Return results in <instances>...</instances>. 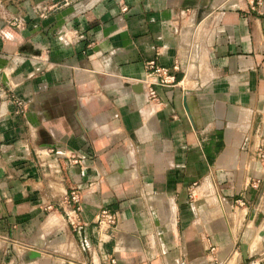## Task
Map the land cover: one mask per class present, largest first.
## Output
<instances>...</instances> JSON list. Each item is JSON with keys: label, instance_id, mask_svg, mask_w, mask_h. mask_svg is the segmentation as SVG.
Segmentation results:
<instances>
[{"label": "crops", "instance_id": "0c3cea01", "mask_svg": "<svg viewBox=\"0 0 264 264\" xmlns=\"http://www.w3.org/2000/svg\"><path fill=\"white\" fill-rule=\"evenodd\" d=\"M87 1L0 0V264H259L264 0Z\"/></svg>", "mask_w": 264, "mask_h": 264}, {"label": "built area", "instance_id": "2783aa9c", "mask_svg": "<svg viewBox=\"0 0 264 264\" xmlns=\"http://www.w3.org/2000/svg\"><path fill=\"white\" fill-rule=\"evenodd\" d=\"M81 0H63V4H73L75 2H79ZM98 0H89L83 6L84 8L89 7V3L97 2ZM54 5H43L37 6L39 15L44 17L51 10ZM127 6L125 4L121 5V10L125 11ZM4 20L6 25L20 29L24 25V20L22 17L18 15L4 16ZM146 72L143 79H141V85L143 89L145 105L147 107L152 106L157 102L158 94H157V86L172 84L175 82V72H179L181 70L179 64L175 63L171 67L168 66H160L157 65L153 60L146 62L145 64ZM10 101L15 102L18 106V112L23 111V104L20 99L9 97ZM258 158L261 161V164L264 166V144L260 148L258 152ZM71 197L74 201L77 200V194L75 191H72ZM95 221L100 228H112L116 224V215L114 212H111L109 209L105 207H100L95 216ZM259 264H264V258L259 260ZM256 261H251V264H257Z\"/></svg>", "mask_w": 264, "mask_h": 264}]
</instances>
